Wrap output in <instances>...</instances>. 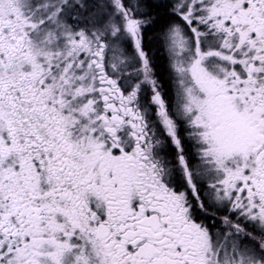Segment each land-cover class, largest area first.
<instances>
[{"label": "snow or ice", "instance_id": "snow-or-ice-1", "mask_svg": "<svg viewBox=\"0 0 264 264\" xmlns=\"http://www.w3.org/2000/svg\"><path fill=\"white\" fill-rule=\"evenodd\" d=\"M0 264H264V0H0Z\"/></svg>", "mask_w": 264, "mask_h": 264}]
</instances>
